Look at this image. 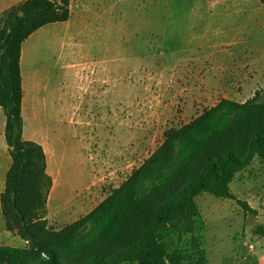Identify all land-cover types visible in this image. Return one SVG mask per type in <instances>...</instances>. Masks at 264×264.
<instances>
[{
    "label": "rangeland",
    "instance_id": "1",
    "mask_svg": "<svg viewBox=\"0 0 264 264\" xmlns=\"http://www.w3.org/2000/svg\"><path fill=\"white\" fill-rule=\"evenodd\" d=\"M9 3L11 0L0 5V13ZM122 22L126 26L109 28V39L90 50L95 60L109 59L110 74L103 77H85L77 69L95 68L97 61L77 62L72 57L59 64L62 69L57 71L55 59L61 44L49 33L35 34L27 44L24 68L36 73L33 87L40 82V88L33 89L34 98L39 93L40 102L41 97L46 101L28 105L24 136L40 142L46 152V170L52 178L46 218L55 228L98 205L161 145L165 130L181 127L222 99L244 102L264 87V29H249L246 38L253 40L249 45L252 54L246 57L204 59L191 53L175 59L166 54L170 46L163 39L165 24L146 26L156 23L153 12L136 18L127 8ZM49 29L50 34L66 30L60 23ZM199 32V27L175 29L174 46L195 48L192 38ZM105 62L99 61L98 66H107ZM64 70L76 83L88 85V91L76 98L65 85L61 87L69 80ZM3 120L0 108V146ZM53 170L60 174L59 183L51 175ZM229 189L256 215H244L234 200L199 194L195 198L199 208L195 234L202 244V259L198 263L191 257L192 264H264V236L256 232L257 227H264L263 163L254 158L235 175ZM162 236L167 251L177 244L170 230H163ZM0 245L25 246L15 232L4 228L1 212ZM179 245L189 250V237H183Z\"/></svg>",
    "mask_w": 264,
    "mask_h": 264
},
{
    "label": "trees",
    "instance_id": "2",
    "mask_svg": "<svg viewBox=\"0 0 264 264\" xmlns=\"http://www.w3.org/2000/svg\"><path fill=\"white\" fill-rule=\"evenodd\" d=\"M70 0H23L0 13V108L10 166L0 194L4 228L24 247L0 245V264L201 263L195 198L208 192L256 211L229 189L254 158L264 165V87L244 102L227 99L178 128L90 212L55 228L46 214L52 178L41 144L23 133L22 43L41 27L65 22ZM177 244L167 251L162 231ZM256 232L264 236V227ZM189 237V250L179 243ZM190 252V253H189ZM244 264H257L255 261Z\"/></svg>",
    "mask_w": 264,
    "mask_h": 264
},
{
    "label": "crops",
    "instance_id": "3",
    "mask_svg": "<svg viewBox=\"0 0 264 264\" xmlns=\"http://www.w3.org/2000/svg\"><path fill=\"white\" fill-rule=\"evenodd\" d=\"M7 1L0 0V5H4ZM21 1L23 0H11L7 7ZM127 8L135 13L136 18L141 13L153 12V18L157 24L151 23V21L146 25L147 27H162V24H165L167 30L163 39L170 46V48H166V54L168 57L175 59L184 58L185 55L191 53L199 54L204 59H216L223 55L228 59L246 57L252 54V48L249 45L253 44V40L246 38V34L251 33L249 29H264V0H70L69 18L65 22H59L66 28L62 34H50L48 32L49 27L55 26L57 23L48 24L35 31L21 45L20 73L24 123L28 105L30 107L35 100H38L37 104L39 105L46 101L45 97H41L40 102L39 93L36 99L34 98L33 89H39L41 85L37 80V85L33 87L32 82L36 81V73L24 68L26 56L28 55L27 44L29 40L35 34L49 33L52 40H57L61 44L59 54L55 59V69L57 71L62 69L59 64L67 61L68 57H72L77 62L85 61L86 63L87 60H91L90 63L93 64L97 61V67L95 68L88 66L86 68L78 67L77 69H81L80 73H83L85 77H103L110 74L109 59L102 58L99 60L98 58L95 60L90 54V50L94 44L109 39V28L126 26L122 22V18H125ZM142 16L145 17L146 14ZM147 19L151 20V16ZM143 20L141 19V21ZM184 27L200 28V32L195 38H192V42L196 41L195 48L184 49L174 46V43H177V40L173 38L175 29ZM160 37H162V34ZM99 61L102 65L106 61L107 66L100 68L98 66ZM65 76H69L68 70ZM63 85L76 98L88 91V85L85 87L86 84H83V82L76 83L71 76H69L67 83L62 84L61 87ZM91 85L89 84V86ZM30 91H32L31 94ZM50 92L52 96L53 87L50 88ZM107 92L109 95L108 90ZM106 101L109 103L108 96ZM4 125L5 121L3 120V142L0 146V194L4 189L5 175L11 163L10 155L6 154L8 147L4 139ZM24 135L25 126L23 124V139L41 144L34 138L25 137ZM46 161L48 163L47 156Z\"/></svg>",
    "mask_w": 264,
    "mask_h": 264
},
{
    "label": "bare ground",
    "instance_id": "4",
    "mask_svg": "<svg viewBox=\"0 0 264 264\" xmlns=\"http://www.w3.org/2000/svg\"><path fill=\"white\" fill-rule=\"evenodd\" d=\"M51 175L55 178V183L57 182V183H59V176H60V174L59 173H57L55 170H53L52 172H51ZM54 182V181H53ZM54 185V184H53ZM58 186V185H57ZM59 187V186H58ZM56 188V187H55ZM57 190H59L58 188H57ZM57 193V192H56Z\"/></svg>",
    "mask_w": 264,
    "mask_h": 264
}]
</instances>
